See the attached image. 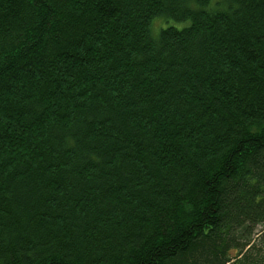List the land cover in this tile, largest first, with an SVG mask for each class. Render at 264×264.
Masks as SVG:
<instances>
[{"label":"trees","instance_id":"1","mask_svg":"<svg viewBox=\"0 0 264 264\" xmlns=\"http://www.w3.org/2000/svg\"><path fill=\"white\" fill-rule=\"evenodd\" d=\"M0 264H264V0H0Z\"/></svg>","mask_w":264,"mask_h":264},{"label":"rangeland","instance_id":"2","mask_svg":"<svg viewBox=\"0 0 264 264\" xmlns=\"http://www.w3.org/2000/svg\"><path fill=\"white\" fill-rule=\"evenodd\" d=\"M188 24V21H184V22H175V21H164L163 18L161 17H156L153 19L152 21V24H151V33H152V36L156 37V35L158 34V31L160 28L162 27H166V26H169V25H172V26H175L177 28H181V27H184ZM231 254H234V250L233 252H231Z\"/></svg>","mask_w":264,"mask_h":264}]
</instances>
